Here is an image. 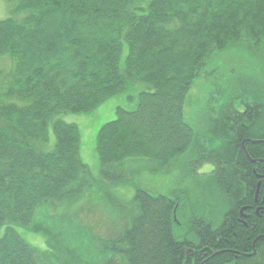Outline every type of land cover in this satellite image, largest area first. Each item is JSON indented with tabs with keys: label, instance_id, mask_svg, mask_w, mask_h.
<instances>
[{
	"label": "trees",
	"instance_id": "16d2710c",
	"mask_svg": "<svg viewBox=\"0 0 264 264\" xmlns=\"http://www.w3.org/2000/svg\"><path fill=\"white\" fill-rule=\"evenodd\" d=\"M8 10L0 20L8 62L0 69V264H264V204L246 228L233 218L258 182L239 178L233 162L240 155L251 166L240 130L264 137V110L253 107L264 103V77L246 61L264 72V0H13ZM221 54L238 78L218 88ZM200 81L213 85L193 130L183 113ZM117 96L134 107H117L98 129L93 176L79 157L78 127L63 117ZM240 105L251 108L236 112ZM256 146L246 144L247 155L264 160ZM206 163L211 172L197 174ZM145 165L161 175L184 169L199 183L193 200L185 189L164 196L140 187ZM255 168L264 174V164ZM128 186L125 206L116 193ZM98 210L125 217L123 229L96 234L103 226L87 214Z\"/></svg>",
	"mask_w": 264,
	"mask_h": 264
},
{
	"label": "rangeland",
	"instance_id": "374dc122",
	"mask_svg": "<svg viewBox=\"0 0 264 264\" xmlns=\"http://www.w3.org/2000/svg\"><path fill=\"white\" fill-rule=\"evenodd\" d=\"M12 1L13 0H0V20L8 16V6ZM220 58L225 60L223 64L224 68L215 70V75H213L212 73L213 81L215 84H217L218 88L230 81V79L225 80L227 76L236 79L238 78L228 68V64L230 62V59L232 58L229 55L223 54L220 55ZM246 61L251 67H253V69H256L255 73L259 78L264 77L263 70H258L259 65L257 62L247 59ZM7 65V60H0V69L4 68ZM212 85L213 84L210 82H207L205 84L201 81L199 83L197 82L196 85L190 90L189 96L186 99L183 118L184 121L188 125H190L193 130L196 129L195 126L197 123H199V120L197 121L198 116L196 115L195 108H197L198 105L204 104V101ZM215 92L220 93L221 90ZM213 97L216 98L219 97V95L215 94V96ZM194 102L196 103V105H194ZM117 107H121L125 110H132L134 107V101L130 99L127 100L123 96L112 97L87 114H67L63 117V121L73 123L78 127L80 133L79 157L81 162L88 168L93 176H96L98 173V159L94 150L96 133L103 124L115 119ZM199 116H201V114H199ZM179 165L181 166V163H179ZM150 168L151 165H149L148 167H146L145 165V167L140 168V177L138 178L140 187L147 190L153 195L160 194L164 196H171V193L176 192V189H185L184 195L187 196L188 200H193L198 191L197 188L199 183L194 181L191 175L189 173H186L184 169L178 170L175 166H173L169 174L161 175L159 173H150ZM182 168H184V166H182ZM203 170L204 169L199 168L197 169L198 172L196 173L200 175H206ZM116 194L119 198V202L127 206V203L130 201L133 195V187L128 186L122 188ZM87 216V220L90 224L96 223L103 226L102 228L95 227L94 229L95 233L101 237L107 236V232L114 234L121 231L123 229V222L125 221V217L120 219V215L117 216L112 212L104 213L101 210H98L95 213V216H89L88 214ZM81 218L85 220L84 215H82ZM20 234L22 238L28 243L40 246L38 245V242L41 243V240L36 235H34V233L20 230ZM41 247H43V244L41 245Z\"/></svg>",
	"mask_w": 264,
	"mask_h": 264
},
{
	"label": "flooded vegetation",
	"instance_id": "af4514ba",
	"mask_svg": "<svg viewBox=\"0 0 264 264\" xmlns=\"http://www.w3.org/2000/svg\"><path fill=\"white\" fill-rule=\"evenodd\" d=\"M253 107L258 108V110H259L258 116H260L261 112L264 110V103L255 104ZM247 108H251V106L240 105L239 108H237L235 110H236V112L242 113ZM236 136L238 137L237 134H236ZM239 137L242 139L240 142L239 150H241L247 156V159L249 160L251 166H249L250 168L247 167V165L244 163V161L243 160L241 161L240 155H238L237 159L233 162L234 170L238 174V177L241 179L246 177L245 175H248V176H252V178L254 177L253 178L254 180L255 179L258 180L257 185H256L255 194H254L252 201L250 202V205L248 207L241 208L238 211V216L233 214L234 220L239 222V223H242L243 226L246 228L247 224L244 222V220L249 219L250 214H252L253 216H256L258 218V217H260V213L263 211V206H261V205L264 204V174H260V175L257 174L255 165H256V167L260 168L261 165L264 164V160H261V159L254 160L251 157H249L246 153L245 146H246V144L249 143L251 145H257L256 147L260 148V146L264 145V137H259V134L256 133L252 137H249L250 139H245V133L242 130H240ZM201 168L204 169V173H210L212 170V166H210L208 163H206L205 165H202ZM262 180H263V183H261ZM262 184H263V186H262ZM261 188H263V189H262V192L259 194V191ZM258 196H260V201H258ZM228 217L229 216H227V218ZM253 220H255L254 217L252 218V222H253ZM227 237H229V234ZM219 241L221 242V239ZM235 254L240 255L238 252H235Z\"/></svg>",
	"mask_w": 264,
	"mask_h": 264
}]
</instances>
